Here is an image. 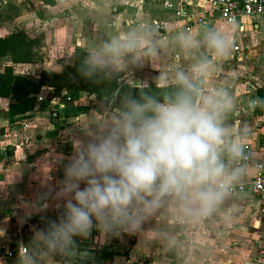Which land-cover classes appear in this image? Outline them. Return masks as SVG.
I'll return each mask as SVG.
<instances>
[{"label":"crops","instance_id":"1","mask_svg":"<svg viewBox=\"0 0 264 264\" xmlns=\"http://www.w3.org/2000/svg\"><path fill=\"white\" fill-rule=\"evenodd\" d=\"M46 1L0 0V36L21 28L40 39V60L13 64L15 74L37 80L48 70V62L72 63L76 48L86 51L90 60L104 43L133 33L140 38L135 53L118 67L108 65L120 79L138 86L177 83V73L191 74L195 65L207 61L209 70L198 98L227 90L234 107L224 114L225 124L241 134L255 159L264 160V112L253 115L250 105L256 88L264 85V16L228 23L209 0ZM212 28L232 33L234 44L227 58L211 56L203 41L190 52L180 46V33L203 37ZM10 63L9 55L0 57V70ZM52 94V88L43 87L38 95L47 98L40 101L47 108H36L31 116L11 123L6 111L12 99L0 97V247L31 239L62 210L54 198L56 182L64 175L57 161L70 156L74 144L89 139L100 122L115 114L104 98L87 92L54 108L48 100ZM243 169L241 178L254 171L252 166ZM86 239L117 252L93 264H264V199L249 191L228 192L210 216L180 220L173 217L168 202L148 216L135 235L114 239L94 230L78 239L67 255H47L37 247L36 262L76 264L82 253L94 254L82 248ZM170 248L173 254L168 256Z\"/></svg>","mask_w":264,"mask_h":264},{"label":"clouds","instance_id":"2","mask_svg":"<svg viewBox=\"0 0 264 264\" xmlns=\"http://www.w3.org/2000/svg\"><path fill=\"white\" fill-rule=\"evenodd\" d=\"M139 39L121 34L90 60L96 67H118L135 53ZM178 39L188 52L203 41L209 54L219 58L230 56L234 44L229 30L216 28L203 37L180 33ZM208 70L204 61L191 74L177 73L178 89L163 100L126 98L89 139L74 144L72 154L57 161L64 175L56 182L54 198L62 211L34 231L30 244L47 255H67L94 230L118 238L135 235L168 202L177 220L216 212L243 174V167L235 165L244 157V145L241 134L223 120L234 107L231 94L218 89L197 98ZM259 104L264 101H250L253 108ZM17 261L37 264L29 245H20Z\"/></svg>","mask_w":264,"mask_h":264},{"label":"trees","instance_id":"3","mask_svg":"<svg viewBox=\"0 0 264 264\" xmlns=\"http://www.w3.org/2000/svg\"><path fill=\"white\" fill-rule=\"evenodd\" d=\"M46 2L52 3L47 0ZM40 44L38 37H30L24 29L16 28L4 36H0V57L9 55L11 63L0 70V97H9L12 102L7 107L9 123L12 121L31 116L37 108H47V103L38 102L37 94L43 87H50L55 93L66 92L70 100L78 98L80 92L93 94L96 98L105 99V105L113 110L121 108L122 102L128 97L140 98L145 95L155 96L163 100L174 93L178 83L165 85H132L120 79L118 73L110 66L96 67L89 60L86 51L76 48L71 55L72 63L58 61L62 70L53 72L42 70L37 80L30 79L23 75L15 74L13 64L36 63L40 55L36 48ZM198 98V97H197ZM264 101V85L255 90V99ZM55 111V110H53ZM253 115H260L264 112V104L252 107ZM62 210L56 212L50 220H56ZM115 239V237H112ZM170 248L166 254H173ZM93 255H86L78 259L79 264H93L97 258H111L116 251L92 247ZM124 254H127L125 251ZM169 264H173L169 263Z\"/></svg>","mask_w":264,"mask_h":264},{"label":"built area","instance_id":"4","mask_svg":"<svg viewBox=\"0 0 264 264\" xmlns=\"http://www.w3.org/2000/svg\"><path fill=\"white\" fill-rule=\"evenodd\" d=\"M209 2L219 10L224 20L228 23H235L246 17L264 16V0H209ZM46 99L42 95L37 94L38 102ZM48 100L50 106L60 108L63 107L64 103L70 101V96L66 92L62 94L55 93ZM119 110V108L113 109L115 113ZM253 152L251 147L244 145V157L242 160L237 161L235 166H252L254 171L248 176L246 175L245 178H240L230 187L228 192L249 191L252 195L264 199V160L255 159ZM132 240L133 238L129 239V241ZM30 241L31 239L24 238L12 245H2L0 247V264H18L17 258L20 245H29L30 252L35 257L38 249L31 245ZM84 257L82 255L77 259ZM76 264L79 263L76 262Z\"/></svg>","mask_w":264,"mask_h":264},{"label":"rangeland","instance_id":"5","mask_svg":"<svg viewBox=\"0 0 264 264\" xmlns=\"http://www.w3.org/2000/svg\"><path fill=\"white\" fill-rule=\"evenodd\" d=\"M81 245H82V248L84 249V251H91L92 249H91L90 247L93 246L94 243H93V242H89V241L86 239V240H83V241L81 242ZM78 249H80V248L78 247ZM78 251H79V250H78ZM88 253H89V252H84V253H82L81 255L86 256V255H89Z\"/></svg>","mask_w":264,"mask_h":264},{"label":"water","instance_id":"6","mask_svg":"<svg viewBox=\"0 0 264 264\" xmlns=\"http://www.w3.org/2000/svg\"><path fill=\"white\" fill-rule=\"evenodd\" d=\"M47 66H48V68H47L48 71L60 72L62 70L61 66L50 63V62L47 63ZM201 85H202V82H201L199 88L201 87Z\"/></svg>","mask_w":264,"mask_h":264}]
</instances>
